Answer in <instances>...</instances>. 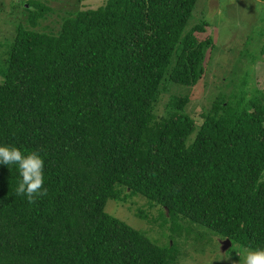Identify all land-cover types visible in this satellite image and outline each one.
<instances>
[{
  "label": "trees",
  "instance_id": "obj_1",
  "mask_svg": "<svg viewBox=\"0 0 264 264\" xmlns=\"http://www.w3.org/2000/svg\"><path fill=\"white\" fill-rule=\"evenodd\" d=\"M10 1L23 16L0 52V146L41 156L47 195H17L18 165L0 164V264H179L177 239L212 235L233 258L264 249V90L239 81L197 123L170 95L213 49L207 21L186 29L197 0H104L57 31L37 29L41 1ZM134 196L158 207L136 212L158 237L105 210Z\"/></svg>",
  "mask_w": 264,
  "mask_h": 264
},
{
  "label": "rangeland",
  "instance_id": "obj_2",
  "mask_svg": "<svg viewBox=\"0 0 264 264\" xmlns=\"http://www.w3.org/2000/svg\"><path fill=\"white\" fill-rule=\"evenodd\" d=\"M44 3L49 11L40 20L37 29L57 31L60 23L68 12L93 8L104 0H38ZM21 5L10 0H0V52L7 43L13 40L15 26L22 18ZM200 20L209 23L205 34L213 39V49L207 51L203 66L204 74L193 87L179 90L170 89L175 93L188 94L189 102L185 111L194 117L196 123L201 120L200 114L207 111L216 95L225 98L237 90L239 81L251 82L252 76L257 79L255 85L264 90V2L261 0H197L186 29ZM253 71V75L250 72ZM1 80V77H0ZM179 88V87H178ZM245 91V92H244ZM243 94L250 93L245 89ZM169 93L162 92L155 111L159 113L167 101ZM228 98V97H227ZM137 209H145L149 217L156 216L158 207L148 208L142 196H134L125 202L108 200L105 210L114 214L129 225L148 231L151 237H158L160 229L136 215ZM180 255L179 264H242L245 251H238L233 258L227 250L222 251L218 236L193 242L191 237L177 239Z\"/></svg>",
  "mask_w": 264,
  "mask_h": 264
},
{
  "label": "clouds",
  "instance_id": "obj_3",
  "mask_svg": "<svg viewBox=\"0 0 264 264\" xmlns=\"http://www.w3.org/2000/svg\"><path fill=\"white\" fill-rule=\"evenodd\" d=\"M0 164L18 165L22 180L16 189L17 195L26 196L29 201L47 195V189L43 187L44 160L38 153L24 155L17 147L0 146ZM242 264H264V249L246 250Z\"/></svg>",
  "mask_w": 264,
  "mask_h": 264
},
{
  "label": "water",
  "instance_id": "obj_4",
  "mask_svg": "<svg viewBox=\"0 0 264 264\" xmlns=\"http://www.w3.org/2000/svg\"><path fill=\"white\" fill-rule=\"evenodd\" d=\"M231 245V241L228 238H224L221 242H220V249L222 251L226 250L229 246Z\"/></svg>",
  "mask_w": 264,
  "mask_h": 264
}]
</instances>
